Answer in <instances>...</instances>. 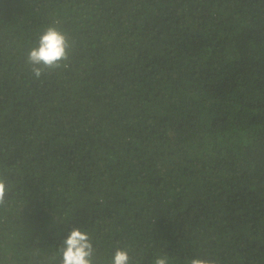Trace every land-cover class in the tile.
<instances>
[{"label": "trees", "instance_id": "16d2710c", "mask_svg": "<svg viewBox=\"0 0 264 264\" xmlns=\"http://www.w3.org/2000/svg\"><path fill=\"white\" fill-rule=\"evenodd\" d=\"M0 178V264H60L73 228L95 264H264V0H0Z\"/></svg>", "mask_w": 264, "mask_h": 264}, {"label": "clouds", "instance_id": "9594fccd", "mask_svg": "<svg viewBox=\"0 0 264 264\" xmlns=\"http://www.w3.org/2000/svg\"><path fill=\"white\" fill-rule=\"evenodd\" d=\"M71 47L67 35L55 24L47 26L39 35L36 46L27 54L26 63L30 66L33 77L40 79L47 73L65 66L69 60ZM8 191L5 180L0 178V206L6 203ZM58 252L60 264H95V242L88 231L79 228H73L69 232ZM110 264H132L129 249L117 246L110 258ZM152 264H170V257L167 253L160 252L154 256ZM184 264H216V261L189 257L185 259Z\"/></svg>", "mask_w": 264, "mask_h": 264}]
</instances>
